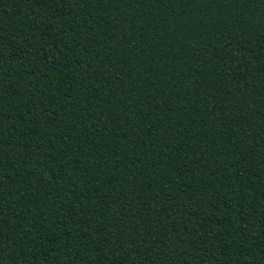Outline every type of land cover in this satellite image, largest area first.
<instances>
[{"label":"trees","instance_id":"16d2710c","mask_svg":"<svg viewBox=\"0 0 264 264\" xmlns=\"http://www.w3.org/2000/svg\"><path fill=\"white\" fill-rule=\"evenodd\" d=\"M0 264H264V0H0Z\"/></svg>","mask_w":264,"mask_h":264}]
</instances>
